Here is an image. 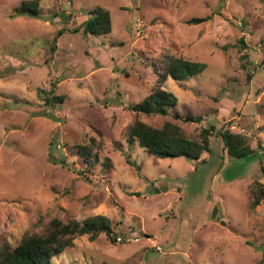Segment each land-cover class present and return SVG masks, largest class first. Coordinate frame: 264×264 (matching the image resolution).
Returning <instances> with one entry per match:
<instances>
[{
	"label": "rangeland",
	"instance_id": "1",
	"mask_svg": "<svg viewBox=\"0 0 264 264\" xmlns=\"http://www.w3.org/2000/svg\"><path fill=\"white\" fill-rule=\"evenodd\" d=\"M21 1L0 0V244L101 214L123 240L77 236L54 264H264V204L248 208L251 183L264 185V0H39L38 16ZM96 8L110 33L83 32ZM165 55L205 67L167 78L168 114H136ZM51 88L62 103L38 92ZM135 118L189 137L229 125L254 152L223 161L215 132L199 160L157 157L126 139Z\"/></svg>",
	"mask_w": 264,
	"mask_h": 264
},
{
	"label": "trees",
	"instance_id": "2",
	"mask_svg": "<svg viewBox=\"0 0 264 264\" xmlns=\"http://www.w3.org/2000/svg\"><path fill=\"white\" fill-rule=\"evenodd\" d=\"M15 11L20 14L38 16L40 1L22 0L16 6ZM91 14L82 25L84 33L103 35L111 32L112 23L108 10L96 8L91 11ZM208 19L209 16L191 17L186 22L199 23ZM76 30L78 28L74 29V31ZM62 31L63 28L58 30V33ZM55 45L56 41L50 46L48 60L55 51ZM162 62V71L154 65L156 80L150 93L130 106L136 114H168L170 109L176 107L177 97L164 88L163 85L167 78L170 77L181 82L202 72L205 67L203 62L191 61L174 55H165ZM38 92L45 94L46 104L51 98L55 103L64 101V95L55 94L54 88H51L50 93H45L43 89H39ZM171 114L175 118L181 116L176 111ZM215 132L222 140L223 161L229 156L239 158L254 152L246 135L232 131L229 125L221 126L219 129H216L214 125L204 126L198 130L196 136L189 137L182 127L174 122L165 121L162 126L155 127L135 118L127 125L125 134L128 141L137 142L139 146L157 157H185L199 160L204 152L211 151L210 137ZM73 148H75L74 152L86 162L90 158L96 160L98 158L97 152H93V147L89 144H76ZM249 192L248 208L254 211L257 205L264 204V185L255 179L249 187ZM100 233H105L111 242L116 241L111 220L104 215L97 214L83 220L71 219L66 222L53 217L47 223L44 231L27 232L16 245L0 244V264H54L53 258L67 247H72L73 240L77 236L87 234L90 240H94Z\"/></svg>",
	"mask_w": 264,
	"mask_h": 264
},
{
	"label": "built area",
	"instance_id": "3",
	"mask_svg": "<svg viewBox=\"0 0 264 264\" xmlns=\"http://www.w3.org/2000/svg\"><path fill=\"white\" fill-rule=\"evenodd\" d=\"M115 236H116L115 239L117 242H120L123 240V237L121 235L116 234ZM133 239L136 240L137 238H133ZM127 240H130V238H127Z\"/></svg>",
	"mask_w": 264,
	"mask_h": 264
},
{
	"label": "water",
	"instance_id": "4",
	"mask_svg": "<svg viewBox=\"0 0 264 264\" xmlns=\"http://www.w3.org/2000/svg\"><path fill=\"white\" fill-rule=\"evenodd\" d=\"M215 211H216V209H215ZM215 211H214V213L212 214L213 217L215 216Z\"/></svg>",
	"mask_w": 264,
	"mask_h": 264
}]
</instances>
